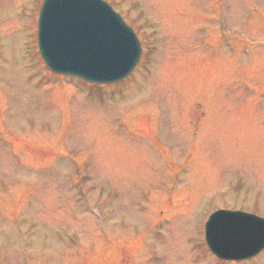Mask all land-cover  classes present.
Wrapping results in <instances>:
<instances>
[{
    "label": "rangeland",
    "instance_id": "1",
    "mask_svg": "<svg viewBox=\"0 0 264 264\" xmlns=\"http://www.w3.org/2000/svg\"><path fill=\"white\" fill-rule=\"evenodd\" d=\"M108 1L143 55L92 85L42 62L43 0H0V263L264 264L204 241L215 208L264 216V0Z\"/></svg>",
    "mask_w": 264,
    "mask_h": 264
},
{
    "label": "water",
    "instance_id": "2",
    "mask_svg": "<svg viewBox=\"0 0 264 264\" xmlns=\"http://www.w3.org/2000/svg\"><path fill=\"white\" fill-rule=\"evenodd\" d=\"M39 44L53 71L98 83L125 78L141 55L133 29L103 0H45ZM206 241L220 258H250L264 248V219L216 211L206 223Z\"/></svg>",
    "mask_w": 264,
    "mask_h": 264
}]
</instances>
